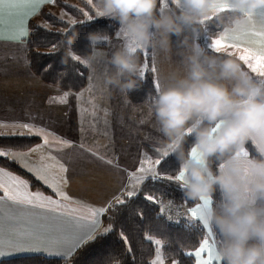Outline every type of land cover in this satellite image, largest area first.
<instances>
[{"label":"clouds","instance_id":"1","mask_svg":"<svg viewBox=\"0 0 264 264\" xmlns=\"http://www.w3.org/2000/svg\"><path fill=\"white\" fill-rule=\"evenodd\" d=\"M91 4L96 16L117 22L124 41L103 48L109 33L91 29L88 51L77 54L78 33L66 31L55 46L64 50L62 63L78 57L93 73L90 87L98 95L119 92L127 99L144 77L138 52L150 48L164 59L179 54L148 107L162 134L160 151L183 169L187 200L210 198L202 212L216 235L219 264H264V79L252 76L234 52L209 51L199 42L209 18L244 30L248 13L264 11V0H169L166 8L160 0Z\"/></svg>","mask_w":264,"mask_h":264},{"label":"snow or ice","instance_id":"2","mask_svg":"<svg viewBox=\"0 0 264 264\" xmlns=\"http://www.w3.org/2000/svg\"><path fill=\"white\" fill-rule=\"evenodd\" d=\"M45 2L46 0H0V39L19 41L23 46L24 38L29 35V18L37 13ZM88 3L91 4V0H88ZM257 13L261 16L260 22L254 18ZM83 15L88 20L93 19L87 11ZM248 16L250 22L246 29L223 28L217 35L211 37L208 47L217 51L221 48L234 50L233 52L238 54L239 59L252 72L258 73L259 77L264 79V11L248 13ZM61 19H64L63 12ZM67 23L75 25L78 21L69 16ZM44 27L48 25L45 24ZM54 50L55 45L51 48V51ZM73 59L83 64L78 57L74 56ZM146 68L145 64L141 73L143 76ZM151 71H156L155 66ZM156 88L157 90L159 88L158 82ZM67 95L68 93H64L63 97L56 99L63 101ZM0 128L12 129L11 133L3 132L0 135H36L41 138L40 143L25 150L0 148V158L18 164L54 192L53 196L39 190L32 191L27 179L5 167H0V193H2L0 194V257L21 252H43L62 258L63 264H72L73 258L82 246L97 240L113 228L112 223L104 226L101 220L102 214L119 212L127 206V198L134 197L140 191V186L147 177L152 179L163 177L180 182L183 180V169L180 167L175 176H165L158 171V166L168 156L167 153H162L156 159L145 154L140 160L139 167L134 172L127 173L128 184L120 189V194L97 207L74 199L64 191L67 185L65 173L69 170V164L73 163L76 157H83L85 154L104 160L106 164L112 165L117 170L120 168L118 163H114L110 158L105 159L99 151L86 146L83 139L79 144H75L35 123L0 121ZM65 148L76 149L75 156L69 155L65 158L54 154L62 152ZM245 154L247 155V150ZM146 199L156 203L160 213L166 212L163 202L156 200L153 195L146 194ZM199 201L185 210V214H190V219L198 220L207 233L194 249L195 264H218L219 258L215 255V234L202 212L203 206L210 202V198L201 197ZM177 208L179 211L180 206ZM114 218V215H109L110 221ZM168 218L179 219V216L172 217L168 214ZM119 235L125 242L127 241L122 231ZM146 238L157 245L161 244V240L152 236ZM205 251L206 256L202 255ZM152 264H164L159 248ZM172 264L179 262L174 259Z\"/></svg>","mask_w":264,"mask_h":264},{"label":"crops","instance_id":"3","mask_svg":"<svg viewBox=\"0 0 264 264\" xmlns=\"http://www.w3.org/2000/svg\"><path fill=\"white\" fill-rule=\"evenodd\" d=\"M48 1L50 0H46V2ZM164 3L167 6L169 0H165ZM162 6L164 7L165 4ZM254 18L257 22L261 20L259 13ZM206 28L207 31L202 32L199 36V42L205 48H208L209 51L215 52V49L208 47V45L211 37L222 31L223 26L211 29L206 25ZM116 33L105 43L104 48L110 50L119 44L117 41L122 42ZM119 36H122V34L119 33ZM0 42H3L2 46L6 43L20 44L19 41L9 40L8 42L7 39H0ZM2 46H0V121L11 123L15 120L35 123L48 128L58 136L73 141L75 144H79L83 139L86 146L93 147L105 159L110 158L120 166L119 170H117L112 165L106 164L104 160L88 154H85L83 157H76L75 161L69 164V170L65 173L67 185L64 191L69 196L97 207L102 206L108 200L120 194V189L128 184L127 173L134 172L139 167L141 158L145 154L151 156L146 150V146L161 153L160 144L163 138L162 134L157 130L154 118L148 115L149 103L134 105L119 92H113L111 95L105 96L98 95L90 87L93 73L87 67L85 84L77 91H66L44 84L28 68L25 43L23 46L20 44V62L17 64L19 65L18 67L16 63L8 61L9 59L5 56ZM227 51L231 54L234 50L228 49ZM149 56V69L151 70L153 66L156 68V71H151V73L154 87L157 91L156 82L160 86L163 75L170 72L173 66H178L181 57L175 51L170 59H164L160 54L157 56L153 51H150ZM242 66L252 76L257 79L260 78L258 73L252 72L245 63L242 62ZM64 93H68V95L63 101L56 99L57 97H63ZM26 96L27 101L23 102L22 100ZM11 131L12 129L10 128H0V133H11ZM33 137L38 139L36 143L41 142L40 137L36 135H33ZM75 153L76 149L65 148L62 152L54 154L66 158L69 155L75 156ZM151 157L156 159L153 156ZM29 174L33 176L31 173ZM33 178L48 189V192H42L46 195L54 196V192L47 185H44L36 177L33 176ZM178 183L181 184L180 181ZM30 189L32 191L38 190L31 187ZM162 202L164 206L175 205L169 208L173 209L174 215L169 214L172 217L179 216V219H169L166 213H161L170 221H185L188 223L195 221L199 223L198 220L190 219V214H185V210L190 207L171 201ZM199 202V200L195 201V203ZM177 206H180L179 211ZM199 225L203 227L202 224L199 223ZM206 235L207 233L204 229V237ZM191 255L195 264L194 250L191 252ZM202 255L206 256L207 252L205 251ZM20 256L60 258L43 252H21L0 257V262ZM172 261L169 260L167 263L166 260V264H172Z\"/></svg>","mask_w":264,"mask_h":264},{"label":"trees","instance_id":"4","mask_svg":"<svg viewBox=\"0 0 264 264\" xmlns=\"http://www.w3.org/2000/svg\"><path fill=\"white\" fill-rule=\"evenodd\" d=\"M54 2L71 14L78 23L69 25L67 21L56 17L41 5L36 15L46 21L49 26L44 27V25L37 24L29 18V35L25 38L27 65L31 73L37 76L40 81L56 85L62 90L77 91L85 84L86 66L73 58L68 63H62L63 48H60L59 51L48 52L47 50L53 45L56 46L57 41L62 38L66 31L70 33L75 29L78 33L74 44L76 53H86L89 42L85 33L91 29L101 28L106 30L112 38L115 33V24L112 25L108 21L95 19L94 12L91 13L92 7L85 0H80L84 9L61 0H54ZM85 11L89 15L91 14L93 19H86L83 15ZM224 15L227 16L229 13L225 12ZM207 26L211 29H217L223 25L218 20L211 19L207 22ZM105 45L100 46L104 48ZM137 55L140 63L143 59H146L148 64L150 63V56H144L141 52H138ZM155 92L152 73L148 69L145 71L141 86L128 93L127 98L132 104L150 103ZM37 141L38 139L33 136L5 135L0 136V148L24 150ZM247 148L250 153L253 152L251 144ZM146 150L155 158L161 155L159 151L149 146H146ZM0 166L27 179L32 189L48 192V189L18 164L0 158ZM158 171L165 176H175L179 171V163L173 155H168L158 166ZM180 185L176 180L170 181L163 177L146 178L140 186V191L134 197L127 198V206L119 212L102 214L103 224L112 223L113 228L97 240L82 246L73 258L72 264H151L154 244L146 236L161 240V251L165 258L175 259L179 264H194L191 252L204 238L203 227L195 221L192 223L170 221L159 212L156 203L146 199V194H150L158 201H171L192 207L196 200H187L183 196ZM110 214L115 217L111 221L109 220ZM121 231L127 237L126 242L119 235ZM0 264H63V259L20 256L2 260Z\"/></svg>","mask_w":264,"mask_h":264},{"label":"rangeland","instance_id":"5","mask_svg":"<svg viewBox=\"0 0 264 264\" xmlns=\"http://www.w3.org/2000/svg\"><path fill=\"white\" fill-rule=\"evenodd\" d=\"M61 1H63V2H65V3H68V4H70V5H73V6H76V7H79V8H81V9H84L82 6H81V4H80V0H61ZM85 1H87V4L88 5H90L91 7H92V12L91 13H93V16H94V18L95 19H98V20H105V21H108L110 24H115L114 25V28H115V32H119V33H121L122 34V36H119V35H117L118 36V38L122 41V42H120V41H117V42H119V44H121V43H123V41H124V36H123V33L121 32V30H120V27H119V25L117 24V22H115V21H110L109 19H107V18H104V17H98V16H96L95 15V11H94V8H93V6H92V4H89L88 3V0H85ZM165 2V0H163V4H161V0H160V5L162 6V5H164L165 4V6H166V3H164ZM44 7H45V9L47 10V11H49L50 13H52L53 15H55L56 17H58V18H60L61 19V13L63 12L64 13V19L63 20H65V21H67V18L69 17V16H71V17H73L71 14H69L65 9H63L61 6H59V5H57L55 2H54V0H50V1H48V2H45L44 4H42ZM164 6V7H165ZM169 6V4L166 6V7H168ZM163 7V6H162ZM165 7V8H166ZM91 15V14H90ZM92 16V15H91ZM34 22H36L37 24H41V25H45V24H47L48 25V23L46 22V21H44L42 18H39L38 17V15H36V14H34L32 17H30ZM74 18V17H73ZM49 26V25H48ZM116 33V34H117ZM8 42H9V40H8ZM2 43L3 42H0V46H2ZM4 48V52H5V56L7 57V59H9L8 61L10 62H14V63H16V65L20 62V50H21V48H20V44H18V43H6V44H4L3 46H2V49ZM150 51H152V50H150V49H144V50H141L140 52H141V54H143L144 56H149V53H150ZM154 53V52H153ZM155 55H157L158 56V53H155ZM12 59V60H11ZM150 60V59H149ZM141 64L144 66L145 64L147 65V68L145 69V70H148L149 69V65H150V63L148 64L147 63V60L146 59H143V61L141 62ZM19 65H17V67H18ZM31 72V71H30ZM39 79V78H38ZM42 82V81H41ZM8 83V82H7ZM42 83H44V82H42ZM44 84H46V83H44ZM47 85H50V84H47ZM52 86H55V87H57L56 85H52ZM59 88V87H58ZM23 102H26L27 101V96L26 97H24L23 98V100H22ZM134 105H137V104H134ZM5 149H8V148H5ZM173 204V203H172ZM173 206H175L174 204L173 205H169V206H166L165 205V208H166V215H168L169 213L170 214H173L174 215V211H173V209H169L170 207H173ZM105 226H107V224H105ZM154 239H156V238H154ZM154 243V242H153ZM155 244V243H154ZM160 246H161V244L160 245H157V244H155V250H154V256H153V258L151 259V264H152V261L154 260V259H156V256H157V248H159L160 249ZM160 254H161V257H162V259H163V261H164V264H166V260H167V263L169 262V259H167V258H165L164 257V255H163V253H162V251H161V249H160Z\"/></svg>","mask_w":264,"mask_h":264}]
</instances>
